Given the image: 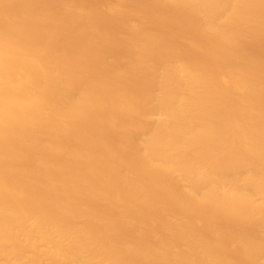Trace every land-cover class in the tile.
Masks as SVG:
<instances>
[{"label":"bare ground","instance_id":"6f19581e","mask_svg":"<svg viewBox=\"0 0 264 264\" xmlns=\"http://www.w3.org/2000/svg\"><path fill=\"white\" fill-rule=\"evenodd\" d=\"M0 264H264V0H0Z\"/></svg>","mask_w":264,"mask_h":264}]
</instances>
